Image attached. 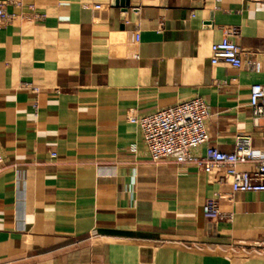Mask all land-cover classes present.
Here are the masks:
<instances>
[{"label":"crops","instance_id":"0c3cea01","mask_svg":"<svg viewBox=\"0 0 264 264\" xmlns=\"http://www.w3.org/2000/svg\"><path fill=\"white\" fill-rule=\"evenodd\" d=\"M18 1L0 27V264H264L230 251L264 241V192L152 162L126 119L200 97L211 145L261 148L249 96L264 89L263 0ZM226 36L240 68L211 63ZM218 193L229 219L203 215Z\"/></svg>","mask_w":264,"mask_h":264},{"label":"built area","instance_id":"2783aa9c","mask_svg":"<svg viewBox=\"0 0 264 264\" xmlns=\"http://www.w3.org/2000/svg\"><path fill=\"white\" fill-rule=\"evenodd\" d=\"M264 2V0H263ZM7 5L20 8L18 0L0 2V27L8 24L13 12ZM236 34L235 30L227 35ZM228 36L211 46V63L224 62L233 68H240V48ZM251 120L255 126L264 118V89L252 87L249 96ZM209 118V107L200 97H193L173 105L161 108L153 113L136 115L129 113L126 119L138 126L146 152L152 162L170 158L178 164H193L204 173L219 171L221 180L230 188V194L245 192H264V145L252 146L247 135L235 137L233 150L224 152L209 143L205 122ZM264 136V126L262 128ZM205 145L202 155L192 150ZM53 156V154H51ZM4 157L0 151V165ZM255 162L253 171H239L236 166L241 163ZM230 194L218 193L216 199H207L203 205V215L212 219H229L218 206L217 199L229 198ZM235 254H264V241H238L230 249Z\"/></svg>","mask_w":264,"mask_h":264}]
</instances>
